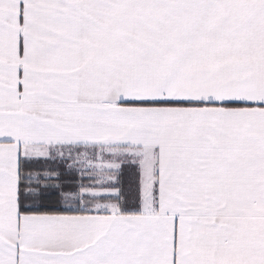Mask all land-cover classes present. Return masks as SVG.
Returning a JSON list of instances; mask_svg holds the SVG:
<instances>
[{"label":"snow or ice","instance_id":"snow-or-ice-1","mask_svg":"<svg viewBox=\"0 0 264 264\" xmlns=\"http://www.w3.org/2000/svg\"><path fill=\"white\" fill-rule=\"evenodd\" d=\"M0 264H264V0H0Z\"/></svg>","mask_w":264,"mask_h":264}]
</instances>
